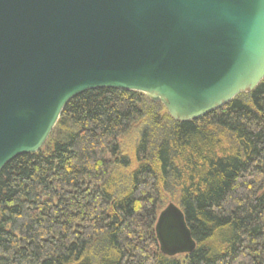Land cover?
Returning <instances> with one entry per match:
<instances>
[{"label": "trees", "instance_id": "1", "mask_svg": "<svg viewBox=\"0 0 264 264\" xmlns=\"http://www.w3.org/2000/svg\"><path fill=\"white\" fill-rule=\"evenodd\" d=\"M170 199L189 254L160 252ZM0 264H264V79L188 122L136 91L73 97L0 171Z\"/></svg>", "mask_w": 264, "mask_h": 264}, {"label": "water", "instance_id": "2", "mask_svg": "<svg viewBox=\"0 0 264 264\" xmlns=\"http://www.w3.org/2000/svg\"><path fill=\"white\" fill-rule=\"evenodd\" d=\"M263 79L264 0H0V171L82 92H140L188 122ZM154 230L166 256L195 249L173 202Z\"/></svg>", "mask_w": 264, "mask_h": 264}, {"label": "rangeland", "instance_id": "3", "mask_svg": "<svg viewBox=\"0 0 264 264\" xmlns=\"http://www.w3.org/2000/svg\"><path fill=\"white\" fill-rule=\"evenodd\" d=\"M130 135V134H129ZM129 135H125L123 138H122V141L128 136L129 137ZM169 202H176L174 199H170V200H167V202L166 203H169Z\"/></svg>", "mask_w": 264, "mask_h": 264}]
</instances>
